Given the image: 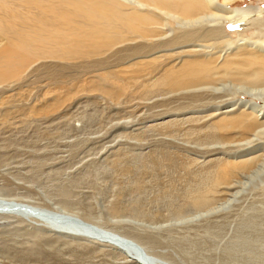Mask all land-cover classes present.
<instances>
[{
    "label": "rangeland",
    "instance_id": "obj_1",
    "mask_svg": "<svg viewBox=\"0 0 264 264\" xmlns=\"http://www.w3.org/2000/svg\"><path fill=\"white\" fill-rule=\"evenodd\" d=\"M61 1L0 0V197L60 204L177 264H251L225 247L247 226L250 246L264 249V171L252 180L264 165V112L241 101L264 97L234 78L264 53V0H215L203 12L230 18L197 22L164 9L153 35L85 48L45 28L60 15L45 8ZM117 1L123 12L153 10ZM185 60L205 62L200 87L161 81ZM251 111L261 122L250 133L239 122ZM0 211V264H137L112 241L60 238L36 215Z\"/></svg>",
    "mask_w": 264,
    "mask_h": 264
},
{
    "label": "bare ground",
    "instance_id": "obj_2",
    "mask_svg": "<svg viewBox=\"0 0 264 264\" xmlns=\"http://www.w3.org/2000/svg\"><path fill=\"white\" fill-rule=\"evenodd\" d=\"M62 1L60 5L57 3L55 6L45 8L46 11L49 10L55 14L60 13L58 19H56L57 21H52L51 24H48L45 28L54 29L58 34L66 32L68 36L74 40L76 48L88 47L85 42L89 40L95 45H98L99 43L102 44L103 42L105 45H110V36L119 42V38L126 39L132 35L136 37H142V35L144 37L150 33L153 35L160 25V22L157 19L160 17L159 13H163L164 9H179L186 16L188 22L201 21L204 17H206L207 20V18H211L212 16H217L218 18H230V14L225 15L211 13L209 15L206 14V12H203V9H205L208 4L211 6L215 0H138L142 3V5L144 3L153 7V10L148 9L146 11H139L133 8L134 10L130 13L123 12L124 7H121L120 9L118 6L119 2L117 0H72L75 2H73L74 4H70L71 1L69 0L68 2L67 0ZM65 1L67 2L66 5H69L67 10L65 9L66 5L63 4ZM216 4L219 5V3ZM118 9L120 11H118ZM231 24L237 28L236 23ZM189 35V31L181 33L182 38H186ZM19 40L23 43L25 42L24 38H19ZM16 44L17 46H20L17 40ZM42 44H50V40L44 39ZM261 48L264 49V46ZM5 55L10 57L9 51L5 52ZM5 55H3L1 59L6 57ZM185 62L181 61L176 66H168L167 68L165 66L164 71L161 69L163 71L162 74L164 73L162 75L163 77H161V81L174 86H179L180 88L186 90L200 87L201 83L198 81L208 71L207 68L201 66L205 62L200 60H185ZM258 63L259 65L256 66L252 61H243L241 72L235 75L234 78L255 85V88H249L251 89L249 92H253L254 97L263 98L264 53L258 54ZM258 89L260 91H258ZM241 101L243 105L249 106V109H259L261 112H264V104H259L254 100ZM246 117L248 119L243 118L240 120L239 126L251 133L254 128L260 126V116L256 115L255 111H251V114H246ZM238 118V116H231L229 117V120L232 124L238 125ZM226 120H228V117ZM257 156L258 155L246 158L247 165L253 164ZM263 171L264 165L253 174L252 180L255 179L256 176L258 177V175H260ZM199 204H202L201 200ZM58 208L59 209L57 210L47 209L19 202L15 199L0 197V210H8L10 214L13 211V213L22 215L26 218L36 215L37 217L42 218L44 224L51 228H49V230L54 232V234L59 235L60 238L61 236L72 237L73 235V237L77 238L79 236L76 235H82L89 238L94 237L109 240L112 241L117 248L126 255L127 258L135 261L137 264H177L172 259L152 254V246L147 243L141 244L142 240L138 241V239L129 238V236L122 235L114 229L91 223L79 214L69 210L67 207H63L60 204ZM137 213H139V211ZM92 219L99 221V219L95 216H93ZM261 225L262 224L258 225V228L261 227ZM252 227L254 228V226ZM244 229H247V226L244 227ZM243 231L238 230L239 233L236 239L229 242L230 246L225 248H231L230 253L233 255H235V251H233L234 249L238 248L243 250L244 253L240 252L237 255L246 256L248 261L252 263L254 262L251 257L261 254L262 258L260 260V264H264V249H262L263 251H260L252 248L250 245L253 240L250 234L244 235ZM262 236L261 246L264 248V235ZM257 243L259 242L257 241Z\"/></svg>",
    "mask_w": 264,
    "mask_h": 264
},
{
    "label": "water",
    "instance_id": "obj_3",
    "mask_svg": "<svg viewBox=\"0 0 264 264\" xmlns=\"http://www.w3.org/2000/svg\"><path fill=\"white\" fill-rule=\"evenodd\" d=\"M232 249H233V248H232ZM230 250H231V248H228V251H229V252H231ZM234 250H235V249H234ZM239 252H240V251H236V250H235L234 253L237 254V253H239ZM251 264H257V263H251Z\"/></svg>",
    "mask_w": 264,
    "mask_h": 264
}]
</instances>
